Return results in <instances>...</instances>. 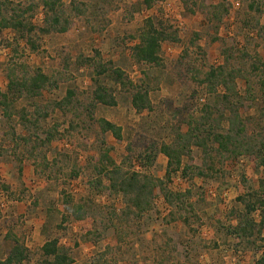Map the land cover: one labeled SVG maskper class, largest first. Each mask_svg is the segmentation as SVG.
<instances>
[{
	"label": "rangeland",
	"instance_id": "374dc122",
	"mask_svg": "<svg viewBox=\"0 0 264 264\" xmlns=\"http://www.w3.org/2000/svg\"><path fill=\"white\" fill-rule=\"evenodd\" d=\"M10 1L39 4L33 21L39 26L44 24L42 0ZM63 1L72 20L70 29L42 34L44 50L32 51L13 28L0 32L3 91H8L11 69L21 77L24 69L41 67L57 80L35 100L19 98L11 118L0 107V146L14 151L0 156V258H6L15 244L6 236L11 230L31 251L22 264H46L42 245L55 237L72 252V264H264L260 211L250 216L257 223L252 235L238 237L234 232L246 214L240 197L248 198L261 188L264 166L256 154L233 157L218 153L213 133L226 132L229 127L230 112L222 97L225 89L221 85L212 89L201 82L212 67L226 63L227 49L228 66L243 70L236 84L248 137L261 147L264 88L252 67L254 62L264 61V0L260 13L250 10L252 0H201L203 8L195 6L194 0H163L152 7L144 0H76L87 6V12L80 15L71 9L73 0ZM223 2L228 13L215 28L216 22L207 19L206 6ZM193 8L195 11L190 10ZM148 18L172 25L180 38L163 43L164 60L158 67L138 63L132 56V47L139 42L140 30ZM95 49L101 51L105 64L124 70L133 83L151 87L152 109L137 112L131 90L123 89L111 71L97 79L113 90L118 104L98 103L90 115L87 107L95 88L93 67L76 61L80 55H95ZM70 88L78 94L73 104L66 109L54 108L53 103L63 99ZM35 102L50 109L49 117L41 119L43 130H38L39 135L45 137V131L57 125L58 133L50 145L33 151L32 142L17 138V144L11 133L17 137L36 131L25 126L16 112L23 108L34 112ZM100 118L121 125L123 139L111 132L103 134ZM191 121L197 133L207 137L212 158L207 157L203 147L193 145L183 157V168L172 173L170 189L191 191L186 203L175 207L159 193L153 209L140 217H129L123 212V195L95 188L94 167L108 148L125 169L166 178L168 157L157 152L152 165L147 157L162 143H173L179 130L187 132ZM40 151L47 153L50 161L58 159L63 170L57 176L44 168ZM206 162L213 163L214 169L206 168L207 175L198 174L197 169ZM108 182L104 178V183ZM3 184L10 189L5 190ZM68 196L75 203L91 204V214L83 220L75 219L71 204L66 203ZM64 215L69 219L63 220Z\"/></svg>",
	"mask_w": 264,
	"mask_h": 264
},
{
	"label": "trees",
	"instance_id": "16d2710c",
	"mask_svg": "<svg viewBox=\"0 0 264 264\" xmlns=\"http://www.w3.org/2000/svg\"><path fill=\"white\" fill-rule=\"evenodd\" d=\"M144 1L147 6L152 7L155 2L163 0ZM193 2L198 8H203L201 0H194ZM262 2L263 0H252L249 4L250 10L256 13L262 12ZM71 4V9L77 12V14L80 15L87 12L85 3H78L76 0H73ZM42 5L45 9V18L44 24L39 26L33 21L35 10L39 7V4L29 3L24 5L10 0H0V32L6 28H13L26 40V44L32 51L39 52L40 50H44L41 46L42 34L66 32L70 29L72 20L67 13L63 0H42ZM190 10L195 11L194 8ZM205 11L208 21L211 23L216 22L215 28H218L224 15L228 13V7L224 2L214 5L211 4L206 6ZM218 39L219 37L213 38V40ZM179 40L178 31L172 25L166 24L162 20L156 21L154 18H148L140 30L139 42L132 47V56L138 63H145L157 67L162 66L164 60L162 56L163 43ZM192 43H195V40ZM224 52L226 63L212 67L201 81L210 84L212 89H215L218 85L224 87L225 91L222 97L225 106H227V110L230 112L227 131L213 133V140L218 144L216 150L221 155L230 154L233 157L244 154H256L259 156L260 164L264 166V141L261 142V147H258L249 139L245 120L240 113L242 97L237 90L236 79L242 75L243 70L237 67H229L230 59L228 50L224 49ZM101 57V51L95 49V55H80L76 61L79 65L88 64L93 67L94 74L92 80L95 83V88L92 91L91 104L87 107L90 115L92 116V112L98 103L109 106H116L118 104L113 90L97 79V77L111 71L123 89L129 88L131 90L132 105L137 112L142 113L145 110L152 109L151 87L146 84L137 85L133 83L124 70L118 67H111L110 64H105ZM252 69L259 73L261 87L264 88V61L259 60L254 62ZM24 70L25 73L21 77L17 75L16 69L10 70L8 73V91H3L0 86V107L3 109V114L10 118L15 112L14 103L19 98L25 97L26 99L35 100L37 97H41L43 92L50 86H54L57 83L56 78L53 75L45 73L41 67L30 71H26L27 69ZM77 95L76 89L70 88L63 99L53 103V107L60 109L68 108L73 104ZM33 106L35 108L34 112L27 108L16 112L19 114V118L25 126L28 128L34 127L36 131L31 132L29 136L18 135L17 137L14 133H11V139L16 141L17 144H19L17 138H20L25 143L32 142L34 144L32 146L34 151L35 148L45 147L52 143L57 137L58 125L53 129L45 131L46 135L42 138L38 133V130L41 128V119L46 120L49 117L50 109L46 105L42 106L36 102L33 103ZM192 122L187 132L183 133L180 130L177 132L173 143H162L160 147H155V152L150 151L147 157L150 165L155 162L157 152H161L168 157L166 178H158L150 173L139 170L125 169L116 163L110 155V148H108L103 151L94 167L96 171V178L93 181V184L96 186L95 188L103 192L108 191L110 194L123 195L126 200V208L123 212L128 214L129 217L132 215L134 217H140L148 210L153 209L155 199L159 193L163 194L167 202L175 207L180 203H186L185 201L191 191L175 192L170 189L168 182L172 179V173L183 168V157L189 153L193 145L203 147L207 157L212 158L209 153L210 148L208 147L207 137L198 134ZM98 123L103 134L111 132L115 138L119 140L123 139V127L121 125L106 118L98 119ZM209 137L211 136L209 135ZM11 152H14L13 149L10 150L0 146V156ZM40 154L44 168L51 169V172L54 171L56 176L63 170L57 158L50 161L48 160L47 153L40 151L39 156ZM189 166L191 165L189 164ZM56 167L57 169L53 170ZM187 167L188 165L184 169H187ZM206 168L212 171L214 164L206 162L204 167L197 169V173L200 175L209 174L204 171ZM73 170L76 175L79 174L78 170ZM19 172L22 175V161H20ZM104 178L109 181L108 184L104 183ZM3 186L5 190L10 189L9 185L3 184ZM240 199L244 202L247 216L245 214L244 218L241 219L240 225L234 227V232L238 237H245L252 235L257 228V223L254 219H250V216L257 210L260 211L261 215L259 223L260 230L264 227V178H262L260 189L251 192L248 198L240 197ZM66 203L71 204L72 216L77 220H83L91 214V204L75 203L70 196L66 198ZM173 215H175L174 212L172 213ZM65 219L68 220L69 216L64 215L63 220ZM6 236L11 238L15 244L6 258H0V264H22L28 260L31 251L26 242L11 230L7 232ZM42 254L45 257L46 264H72L75 261L70 249L62 246L60 239L56 237L53 239L49 238L45 241L42 245ZM262 261L264 262V256L262 257Z\"/></svg>",
	"mask_w": 264,
	"mask_h": 264
}]
</instances>
